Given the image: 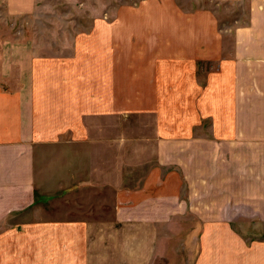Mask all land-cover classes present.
Listing matches in <instances>:
<instances>
[{
  "label": "crops",
  "instance_id": "1",
  "mask_svg": "<svg viewBox=\"0 0 264 264\" xmlns=\"http://www.w3.org/2000/svg\"><path fill=\"white\" fill-rule=\"evenodd\" d=\"M171 5L54 54L0 28V264H160L189 217L190 264H264L239 229L264 226V0L224 29Z\"/></svg>",
  "mask_w": 264,
  "mask_h": 264
},
{
  "label": "rangeland",
  "instance_id": "2",
  "mask_svg": "<svg viewBox=\"0 0 264 264\" xmlns=\"http://www.w3.org/2000/svg\"><path fill=\"white\" fill-rule=\"evenodd\" d=\"M36 0L33 15L30 17L6 16L0 5V28L7 29L6 34L12 37H32L35 41L51 44L50 53L54 54V43L71 41L90 42L94 38V30L101 21H116L118 27L130 23L133 28H139L145 19L141 18L148 10L158 8L167 12L176 7L183 11H191L197 8H207L214 12L219 28H232L238 23L244 24L248 19L247 0L240 3L220 2L218 0ZM157 2L158 8L156 7ZM2 39V36H0ZM226 45L230 43V34L225 35ZM69 52V51H67ZM204 65V64H203ZM201 65V67H203ZM211 65V64H208ZM54 174L59 173L58 155L56 157ZM71 204L72 214L76 211V199L73 196ZM59 205L58 197L54 201ZM70 206V205H69ZM181 227L165 226V243H169V252L160 264H190L197 252V240L199 226L197 220L192 217L184 219ZM189 224V226H187ZM240 232L251 239L264 238V226L248 223L239 227ZM188 247L191 248L192 258L188 257Z\"/></svg>",
  "mask_w": 264,
  "mask_h": 264
}]
</instances>
